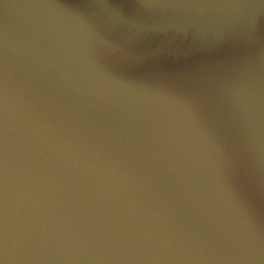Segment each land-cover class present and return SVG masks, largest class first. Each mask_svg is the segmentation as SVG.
<instances>
[{
    "label": "water",
    "instance_id": "1",
    "mask_svg": "<svg viewBox=\"0 0 264 264\" xmlns=\"http://www.w3.org/2000/svg\"><path fill=\"white\" fill-rule=\"evenodd\" d=\"M0 264H264V0H0Z\"/></svg>",
    "mask_w": 264,
    "mask_h": 264
},
{
    "label": "clouds",
    "instance_id": "2",
    "mask_svg": "<svg viewBox=\"0 0 264 264\" xmlns=\"http://www.w3.org/2000/svg\"><path fill=\"white\" fill-rule=\"evenodd\" d=\"M245 118H246L247 121H248L249 129H250V132H251L252 137H253V135H254L253 122H252V120H251L250 115H249L247 112L245 113Z\"/></svg>",
    "mask_w": 264,
    "mask_h": 264
}]
</instances>
